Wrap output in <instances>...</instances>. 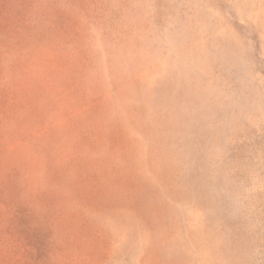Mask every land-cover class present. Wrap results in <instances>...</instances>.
<instances>
[{
    "label": "rangeland",
    "instance_id": "374dc122",
    "mask_svg": "<svg viewBox=\"0 0 264 264\" xmlns=\"http://www.w3.org/2000/svg\"><path fill=\"white\" fill-rule=\"evenodd\" d=\"M0 264H264V0H0Z\"/></svg>",
    "mask_w": 264,
    "mask_h": 264
}]
</instances>
